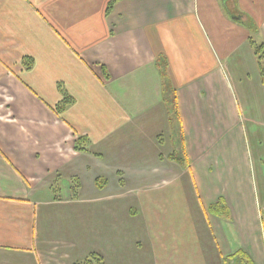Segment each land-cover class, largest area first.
Masks as SVG:
<instances>
[{
  "label": "crops",
  "instance_id": "crops-1",
  "mask_svg": "<svg viewBox=\"0 0 264 264\" xmlns=\"http://www.w3.org/2000/svg\"><path fill=\"white\" fill-rule=\"evenodd\" d=\"M110 1L0 0V264H264V0Z\"/></svg>",
  "mask_w": 264,
  "mask_h": 264
},
{
  "label": "trees",
  "instance_id": "trees-1",
  "mask_svg": "<svg viewBox=\"0 0 264 264\" xmlns=\"http://www.w3.org/2000/svg\"><path fill=\"white\" fill-rule=\"evenodd\" d=\"M118 0H111L108 4V9L111 8L113 3ZM243 25L248 29L251 33L255 31L253 28L252 22L248 19H245ZM248 43L252 49L253 56L255 58L258 74L260 77V81L264 84V42L256 43L252 38L248 39ZM25 66L29 68L31 65V60H26ZM156 65L160 70V76L162 80V101L167 107L168 112V122L171 125L172 133L174 137L175 151L171 154L170 158L176 161L178 164L182 165L183 168H188V161L186 159L185 151H184V141L181 135L180 128V119L177 110V102H176V93L172 85L170 84L168 77L166 75V61L164 58H157ZM71 103V100L68 97H64V99L55 106L54 112L57 116H60L61 113L66 109V107ZM87 140L85 138H77L75 141V150L78 152L86 151ZM209 211L211 214L216 216H226L227 211L226 207L221 200H217L214 204L209 207ZM264 216H262V220L264 223ZM239 256V257H238ZM76 264H104V260L100 255L90 254L83 261L78 262ZM222 264H252V262L246 258L242 253L235 254L229 259L223 261Z\"/></svg>",
  "mask_w": 264,
  "mask_h": 264
},
{
  "label": "rangeland",
  "instance_id": "rangeland-1",
  "mask_svg": "<svg viewBox=\"0 0 264 264\" xmlns=\"http://www.w3.org/2000/svg\"><path fill=\"white\" fill-rule=\"evenodd\" d=\"M237 5V8L238 9H242L245 13V16H246V19H248L250 22H252L253 24V28H255V30L257 29L258 30V23H260V20H261V17H260V13H259V8H252V7H249V6H243L242 2L239 3V6L238 4ZM228 7V6H227ZM230 7V12H233L234 10H237V8L235 7ZM257 43L260 42V37L259 36H256L254 38Z\"/></svg>",
  "mask_w": 264,
  "mask_h": 264
},
{
  "label": "water",
  "instance_id": "water-1",
  "mask_svg": "<svg viewBox=\"0 0 264 264\" xmlns=\"http://www.w3.org/2000/svg\"><path fill=\"white\" fill-rule=\"evenodd\" d=\"M229 0H221V2L222 3H227ZM228 15H229V13H228ZM230 16V18L232 19V20H234V21H237V22H239V23H241V24H243V22L244 21H242V16L241 15H237V16H235V15H229Z\"/></svg>",
  "mask_w": 264,
  "mask_h": 264
}]
</instances>
